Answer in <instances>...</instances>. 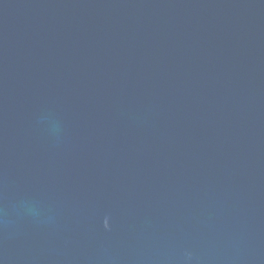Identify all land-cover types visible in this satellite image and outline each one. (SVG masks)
I'll return each instance as SVG.
<instances>
[{
	"label": "water",
	"instance_id": "water-1",
	"mask_svg": "<svg viewBox=\"0 0 264 264\" xmlns=\"http://www.w3.org/2000/svg\"><path fill=\"white\" fill-rule=\"evenodd\" d=\"M0 264H264V0H0Z\"/></svg>",
	"mask_w": 264,
	"mask_h": 264
}]
</instances>
